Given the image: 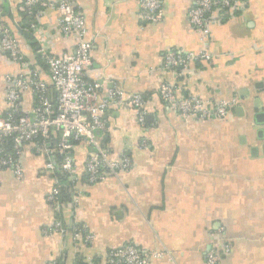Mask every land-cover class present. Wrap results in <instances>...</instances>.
I'll list each match as a JSON object with an SVG mask.
<instances>
[{
	"label": "crops",
	"instance_id": "0c3cea01",
	"mask_svg": "<svg viewBox=\"0 0 264 264\" xmlns=\"http://www.w3.org/2000/svg\"><path fill=\"white\" fill-rule=\"evenodd\" d=\"M69 1L83 14L92 43L87 78L102 84V97L117 87L142 94L147 115L141 124L127 102L106 112L99 134L110 157L126 152L131 159L119 178L86 180L91 148L85 141L74 148V183L47 168L39 140L22 145L24 175L0 169V264H100L101 256L127 244L147 252L148 264H208L210 252L218 255L216 264H264V0L237 10L216 7L207 14L206 36L189 20L196 0H161L158 22L143 18L140 0ZM1 3L21 52L50 83L38 50L74 53L77 35L61 30L56 10L46 9L31 29L24 0ZM203 50L211 59L187 69L166 63L169 52ZM22 71L0 45V114L10 108L7 79ZM163 83L174 84L178 96L236 104L222 118L184 116L161 98ZM20 103L28 111L34 94L23 91ZM58 138L53 132L45 143L51 153ZM55 178L67 198L60 210L65 235L47 231L57 216L49 202ZM76 223L87 226L90 242L74 238Z\"/></svg>",
	"mask_w": 264,
	"mask_h": 264
},
{
	"label": "built area",
	"instance_id": "2783aa9c",
	"mask_svg": "<svg viewBox=\"0 0 264 264\" xmlns=\"http://www.w3.org/2000/svg\"><path fill=\"white\" fill-rule=\"evenodd\" d=\"M249 0H196L190 10V23L203 36L208 34L206 27L207 14L216 7L225 9H242ZM145 12L143 18L147 21L158 22L162 19L161 0H140ZM24 10L31 17L29 27L36 29L37 21L46 9L58 12V22L65 34L77 35V45L74 53L61 56L52 55L43 48L38 50L48 69L50 83L41 79L36 67L25 58L21 52L13 28L5 21L4 5L0 0V45L9 58L22 65L23 71L18 77L8 78L11 87L8 91L10 108L0 114V169L10 168L18 178L24 175L20 162L22 145L25 142L39 140V149L47 156V168L53 173L61 171L67 174L74 183L78 179L76 174V158L74 148L77 142L85 141L91 150L85 162V178L90 183L105 180L109 176L120 177L131 167L128 153H121L118 159L110 157L101 134L106 127L105 115L113 106H122L126 102L138 111L139 122L144 124L147 115L146 98L139 93L127 94L124 89L117 87L102 97L99 89L100 82H92L87 78L86 70L92 63V43L86 40V22L83 14L75 8L69 0H24ZM199 59H211L207 51L169 52L166 63L169 67L180 70L187 69L189 64ZM29 90L34 94L32 107L25 111L20 103L23 91ZM174 84L163 83L159 94L167 102L174 103L176 109L184 116L194 115L199 119H207L211 115L225 117L235 106V100H219L208 103L196 97L178 96ZM53 132L59 134L54 152L46 147V141ZM13 140V150L9 152L4 145L7 140ZM56 156V162L52 156ZM72 201L77 202L78 191H73ZM65 192L60 182L55 178L54 186L49 195L57 211L53 226L48 232L65 235V225L60 215L62 200ZM75 239L90 242L93 235L83 223H76L73 227ZM155 257L160 253H152ZM148 253L140 250L134 244L108 251L99 258L100 264H148ZM218 255L208 254V264H216ZM87 264H96L95 259H87ZM46 264H60L52 260Z\"/></svg>",
	"mask_w": 264,
	"mask_h": 264
},
{
	"label": "trees",
	"instance_id": "16d2710c",
	"mask_svg": "<svg viewBox=\"0 0 264 264\" xmlns=\"http://www.w3.org/2000/svg\"><path fill=\"white\" fill-rule=\"evenodd\" d=\"M25 19L26 20L28 19V24H29V22L31 21V17L28 15V13H26V11H25ZM13 143H14L13 140H11V139L7 140L5 142V145H4L5 149L7 151H9V152H12V150H13ZM58 172H61V171H58ZM64 192H65V190H64ZM65 199L67 200L66 194H65Z\"/></svg>",
	"mask_w": 264,
	"mask_h": 264
}]
</instances>
